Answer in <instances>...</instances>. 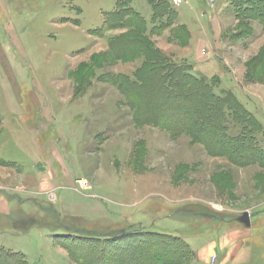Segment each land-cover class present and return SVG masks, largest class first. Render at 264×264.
<instances>
[{"label":"rangeland","instance_id":"1","mask_svg":"<svg viewBox=\"0 0 264 264\" xmlns=\"http://www.w3.org/2000/svg\"><path fill=\"white\" fill-rule=\"evenodd\" d=\"M2 1L0 14L13 19H0V247L30 264H77L62 247L73 239L63 222L92 230L85 238L115 232L116 242L89 257L111 258L153 233L185 243L177 264H264V167L137 123L119 79L134 80L143 58L118 60L110 50L138 37L216 94L230 93L262 125L264 151V8L252 11L253 0ZM152 1L174 14L156 17ZM116 13L128 23L108 29ZM144 239L141 247L155 238Z\"/></svg>","mask_w":264,"mask_h":264},{"label":"trees","instance_id":"2","mask_svg":"<svg viewBox=\"0 0 264 264\" xmlns=\"http://www.w3.org/2000/svg\"><path fill=\"white\" fill-rule=\"evenodd\" d=\"M151 4L156 17L159 13L174 14L166 1L159 3L152 1ZM250 5L249 8L252 11H258L264 8V0H253ZM113 15L118 23L113 26L110 23L108 26L107 23L108 29L123 28L127 25L125 16L117 13ZM134 17L139 22L138 29H142L144 21L136 14ZM132 37V40H112L110 50L113 57L118 60H132L137 56L143 58L134 80L119 79L122 92L134 109L137 123L165 128L173 135H189L192 139L204 144L211 155L227 158L234 164L241 166L259 164L264 167V151H261L258 146V137L263 129L252 113L230 93L216 94L210 83L190 74L185 65L168 62L156 49L146 45L140 38ZM162 109L166 110L163 114ZM218 141H220L219 144ZM49 210L60 220L61 213L56 208L52 207ZM34 221L35 218L31 224ZM60 225L59 230L73 237V239L68 237L63 239L65 241L62 247L69 251L71 258L77 264H153L155 262L177 264L184 258V242L163 236H151L154 235L153 233H141L136 239L128 241L129 247L117 249L111 258L104 259V256L98 255L89 257L88 254L93 251L91 250L93 247L100 248L110 242H116L117 239L110 237L115 232L107 233L105 237L98 235L95 238H85L80 237V234L93 231L83 226L71 227L72 225L69 226L63 222H60ZM75 235L77 236L74 237ZM126 236L129 237L131 234L124 236L121 234L118 238ZM143 236L155 239L141 247V243L145 240ZM143 250L148 251V254H145ZM162 258L166 261L163 262ZM169 259H172L174 263ZM0 264L30 263L23 253L0 247Z\"/></svg>","mask_w":264,"mask_h":264},{"label":"crops","instance_id":"3","mask_svg":"<svg viewBox=\"0 0 264 264\" xmlns=\"http://www.w3.org/2000/svg\"><path fill=\"white\" fill-rule=\"evenodd\" d=\"M0 1H2V0H0ZM3 2V1H2ZM4 11V13H2V14H0V19H1V21H2V19L4 20V21H2V22H8V24L10 23H12V17L10 16V17H6V14L5 13H8V11H5V10H3ZM10 13V12H9ZM12 18V19H11ZM6 20V21H5ZM7 24V23H6ZM4 27V26H3ZM3 27H0V29L2 30L3 29ZM0 30V31H1ZM2 39H4V35H1V33H0V47H3L4 45H5V43L4 42H2ZM193 40V39H192ZM7 170V169H6ZM7 174H10V173H5V175H7ZM19 188V187H18ZM5 189H7V190H9L10 188H5ZM20 189H23V191L24 192H26V190H27V188H25L24 186H22V187H20ZM29 189V188H28ZM10 190H12V189H10ZM54 192V191H53ZM35 196H37V195H35ZM57 196H56V201H57ZM55 201V202H56ZM95 205V204H94ZM92 207H93V205H92ZM96 207V206H95ZM94 207V208H95Z\"/></svg>","mask_w":264,"mask_h":264},{"label":"water","instance_id":"4","mask_svg":"<svg viewBox=\"0 0 264 264\" xmlns=\"http://www.w3.org/2000/svg\"><path fill=\"white\" fill-rule=\"evenodd\" d=\"M241 221L245 223L247 226H250V215L246 213L242 218Z\"/></svg>","mask_w":264,"mask_h":264},{"label":"built area","instance_id":"5","mask_svg":"<svg viewBox=\"0 0 264 264\" xmlns=\"http://www.w3.org/2000/svg\"><path fill=\"white\" fill-rule=\"evenodd\" d=\"M172 2L176 5H180L183 3V0H172Z\"/></svg>","mask_w":264,"mask_h":264}]
</instances>
